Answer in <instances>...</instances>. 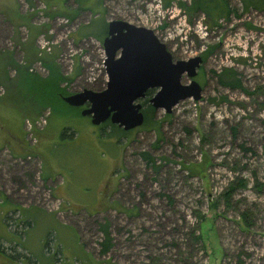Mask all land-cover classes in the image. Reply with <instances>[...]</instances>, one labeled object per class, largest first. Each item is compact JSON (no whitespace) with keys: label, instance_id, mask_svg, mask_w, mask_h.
I'll use <instances>...</instances> for the list:
<instances>
[{"label":"rangeland","instance_id":"rangeland-1","mask_svg":"<svg viewBox=\"0 0 264 264\" xmlns=\"http://www.w3.org/2000/svg\"><path fill=\"white\" fill-rule=\"evenodd\" d=\"M179 1L191 0H0L12 26L0 36V188L17 205L0 204V264H264V4L225 0L214 23ZM114 19L152 29L174 60L200 55V100L165 113L144 97L143 124L126 131L64 103L57 92L105 87ZM225 69L240 86L221 83ZM52 71L63 80L47 85ZM26 75L44 95L53 87L49 104ZM19 135L29 149L15 161L1 145Z\"/></svg>","mask_w":264,"mask_h":264},{"label":"water","instance_id":"water-1","mask_svg":"<svg viewBox=\"0 0 264 264\" xmlns=\"http://www.w3.org/2000/svg\"><path fill=\"white\" fill-rule=\"evenodd\" d=\"M107 74L102 90L83 89L62 96L72 107H83L81 115L93 125L106 121L123 130L141 126L144 113L140 99L148 89H156L149 98L154 109L170 113L181 100H200L202 87L194 79L203 62L200 55L174 60L167 46L155 32L144 26L114 19L107 24L102 39ZM183 75L190 78L183 84Z\"/></svg>","mask_w":264,"mask_h":264},{"label":"trees","instance_id":"trees-1","mask_svg":"<svg viewBox=\"0 0 264 264\" xmlns=\"http://www.w3.org/2000/svg\"><path fill=\"white\" fill-rule=\"evenodd\" d=\"M172 0H163V3H164V7H168L170 6ZM209 2H211L212 4L210 5V7H207V6H204V5H200L197 0H191L189 2V4H187L186 2H182V1H179L178 2V7L180 9H183L184 11H187V12H194V11H197V10H201L205 15L208 16V18H210L214 23L217 21L218 18H221L223 16H225L224 14H228L229 13V8L227 7V3L225 0H209ZM242 4H243V7L244 9H249V8H255V9H262L263 8V4H264V0H241ZM17 68H19L18 70H22V69H25L24 66H17ZM52 76L51 78H49L46 83L47 85H54L53 84V81L51 80H55L57 79L58 82H60L61 80H63V76L60 74V73H55L52 71ZM223 74L226 76V78H230L231 81L229 82H226V81H223V80H220L221 83L223 84H226L228 85L229 87H237V86H240L239 83H238V80L234 79V78H231V77H234V74L235 72L231 69H225ZM22 82L21 83V80H20V84L21 85H25V86H28L30 89H32V91L35 92H39L40 93V96H45L44 99L47 100V102L44 104H49V101H48V97L52 98L55 94L53 92V87L52 86H48V96H47V90H46V94L44 95L42 93V91H39V90H33V82L35 81L34 78H30V76L26 75L25 77L22 78ZM47 89V88H46ZM65 93H62V92H57V95L59 96V98L62 99V96H65L64 95ZM68 95V94H66ZM149 95V94H148ZM65 103V102H64ZM149 111L152 110V107L149 106L148 107ZM145 114V112H144ZM146 116V114H145ZM113 128H115V125H112ZM143 155H146V154H143ZM147 159L148 157L145 156ZM25 225L28 224V222H24ZM101 231L104 235V240H102L99 245L101 246V251L100 253L104 254L106 253L108 250H109V247L111 246V237H110V234H109V231L107 229V226H101Z\"/></svg>","mask_w":264,"mask_h":264},{"label":"crops","instance_id":"crops-1","mask_svg":"<svg viewBox=\"0 0 264 264\" xmlns=\"http://www.w3.org/2000/svg\"><path fill=\"white\" fill-rule=\"evenodd\" d=\"M1 14H3L2 12H0ZM2 27H5L7 28L6 29V32H9V31H12V26L10 24H8V22H4L3 21V18H1L0 20V36H1V33H3V35H5V32L2 31ZM1 40V38H0ZM20 74V73H19ZM20 78H21V75H20ZM21 85V84H20ZM5 110V109H4ZM43 133V132H42ZM51 145V141L49 142V146ZM2 146H5L7 147L9 150H10V146L13 148L14 146V150H13V154L11 155V158H13V160L17 161V160H22L21 158L25 157L26 154L28 153V149H29V144L24 140V137L23 135H19L17 136L14 140H13V144H7L6 143H3L1 145ZM33 148V147H32ZM33 150V149H32ZM11 151V150H10ZM34 151V150H33ZM55 197H53V200L55 201H62V203H65V200L67 199V195L66 193L64 192L62 195H54ZM7 200V201H4V200ZM3 202H9V204H4ZM67 202V201H66ZM69 203V202H67ZM0 204H4L5 207L4 209H2L1 211L2 212H5V214L7 215L8 212L11 211L12 208H15V206H17L15 203L11 202V200H9V198L6 196L5 193H3L2 189L0 188ZM38 205V204H37ZM61 205V203H60ZM16 210L15 209H12V211ZM48 211V210H47ZM50 212V211H48ZM56 216H59V212L56 211L55 213ZM6 217V216H5ZM71 226V225H70ZM73 227V226H72ZM73 229H75V227H73ZM76 230V229H75ZM77 232V230H76ZM51 263V260H48L47 261V264H50ZM12 264V263H11Z\"/></svg>","mask_w":264,"mask_h":264},{"label":"built area","instance_id":"built-area-1","mask_svg":"<svg viewBox=\"0 0 264 264\" xmlns=\"http://www.w3.org/2000/svg\"><path fill=\"white\" fill-rule=\"evenodd\" d=\"M39 44H40L41 48H44L47 45V41H45L43 38H41V40L39 41ZM48 115H49V111L47 110L46 112H44L34 122H31L29 120H26L25 123H26V126H27L28 131L31 132V130L33 129V127L45 125ZM33 141H36V140L33 139Z\"/></svg>","mask_w":264,"mask_h":264},{"label":"flooded vegetation","instance_id":"flooded-vegetation-1","mask_svg":"<svg viewBox=\"0 0 264 264\" xmlns=\"http://www.w3.org/2000/svg\"><path fill=\"white\" fill-rule=\"evenodd\" d=\"M105 36H107V28H106V35H105ZM105 36H104V37H105ZM104 37H103V38H104ZM101 90H102V89H101ZM155 91H156V89H153V88H152V89H148V90L145 92V97H147V96H150V97H151ZM148 94H149V95H148ZM68 95H69V94H68ZM150 97H149V98H150ZM140 100H141V99H140ZM148 101H149V99H148ZM63 102H64V101H63ZM139 102H140V101H139ZM149 104H150V103H149ZM67 105H68V104H67ZM150 105H151V104H150ZM85 106H86V105H85ZM85 106H83V107H85ZM83 107H77V108H80V111H81ZM143 113H144V112H143Z\"/></svg>","mask_w":264,"mask_h":264}]
</instances>
